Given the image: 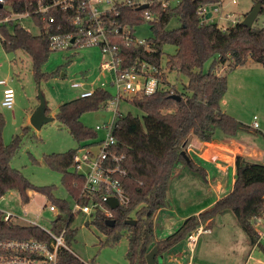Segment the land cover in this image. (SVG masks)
Masks as SVG:
<instances>
[{
  "label": "trees",
  "instance_id": "obj_1",
  "mask_svg": "<svg viewBox=\"0 0 264 264\" xmlns=\"http://www.w3.org/2000/svg\"><path fill=\"white\" fill-rule=\"evenodd\" d=\"M216 2L218 0H181L179 5L167 9L159 3L155 4L151 8L153 18L147 21L154 37L146 39V46L134 42L136 27L146 22L143 11L118 5L105 19L113 31L118 29V33L111 35V41L117 46L122 69L140 71L142 65L147 64L157 69L155 75L165 85H170L168 74L172 72L188 78L183 92L172 86V89L149 95L136 94L129 99L128 102L142 113L141 118L130 112L126 115L120 113L115 118L113 135L118 141L117 149L127 158L125 167L128 177L124 180V187L129 203L113 211L115 227H109L103 215L97 216L93 224L107 235L110 244L119 242L121 231L126 232L129 242L126 258L130 264H147L146 256L154 247L159 248L158 255L162 254L226 210L234 213L250 245L259 247L264 253L254 225L255 218L264 216V164L242 155L236 158L235 183L228 195L212 208L187 218L167 239L157 240L155 234L154 220L168 204V190L174 172L180 163H187L181 153L190 135H195L202 142H211L217 131L231 139L242 132L258 131L226 114L221 102L228 91L227 72L249 62L264 67V27L254 25L248 28L238 22L223 31L215 24H202L198 8ZM257 2L262 3L260 15H264V0H254V3ZM36 4L37 0H6L5 5H0V20L11 13L29 12L33 14L31 22L39 29V33L34 34L19 23H3L0 24V40L6 52L23 51L30 56L35 79L40 83L57 76L42 72L50 54L57 51L52 47L51 36L78 35L79 25L74 21L77 15L83 20L86 14L77 13L76 8L68 11L56 9L43 19L41 14L35 13ZM247 15L248 12L245 17ZM51 18L53 21H50ZM175 18L179 26L169 30L168 26ZM84 25L88 24L85 22ZM165 45L174 46L176 52L168 55L164 64ZM77 48L73 46L69 49ZM210 60L213 64L206 72L204 66ZM225 66V73H219L220 69H217ZM174 95L181 99H174ZM113 98L109 90L98 88L89 97H79L60 105L56 118L78 143H87L81 147L95 144L98 133L87 127L81 118L86 113L103 110ZM4 125L0 114V200L9 191L18 192L25 204L31 200L28 191L45 196L58 210L56 219L52 221L53 231L60 234L65 229V242L70 247L77 234V229L72 228L75 217L71 205L65 199L56 198L53 187L36 186L20 170L12 167L11 161L20 148L21 138L15 136L10 144H5L2 138ZM76 151L73 149L45 156L49 167L66 174L67 189L72 196V178L83 182L81 175L69 172L74 165ZM189 165L203 176V171L196 169L192 160ZM130 219L136 220L137 224L126 225L125 222ZM20 240H36L48 245L52 242L40 227L5 221L0 211V241ZM1 253L6 255L8 252ZM58 264L86 263L66 248H60Z\"/></svg>",
  "mask_w": 264,
  "mask_h": 264
},
{
  "label": "rangeland",
  "instance_id": "obj_2",
  "mask_svg": "<svg viewBox=\"0 0 264 264\" xmlns=\"http://www.w3.org/2000/svg\"><path fill=\"white\" fill-rule=\"evenodd\" d=\"M237 1V4H233L232 0H222L225 5L224 14L230 15V21H242L245 13H249L256 4L254 0ZM221 24L229 23L222 20ZM22 25L34 34L39 33V29L29 19L23 21ZM254 25L264 27V15H259ZM178 26L179 21L175 18L170 22L168 29H175ZM10 30L12 31L11 27ZM135 36L138 40H146L154 37V33L146 21L136 27ZM175 52L174 46L165 45L163 63L165 64L168 55H173ZM109 60V55L94 46L53 51L43 65L42 72L57 76L38 83L33 73L30 56L23 51L6 52L0 40V80H5L7 83L0 85V114L5 121L2 138L5 144H10L15 136L21 138L20 148L13 157L11 165L20 170L32 184L53 187L54 196L67 200L72 209L75 201L80 198L82 181L72 178L73 198L67 189L66 174L49 167L45 162V156L66 153L73 149L85 152L86 148L81 145L87 143H78L56 116L60 105L81 97L83 92L105 88L115 96L116 90L112 86L113 74L101 67L102 63ZM212 64L213 60L207 62L204 71L208 72ZM219 69V73H225L226 66L217 70ZM226 75L228 91L224 98L228 100V104L224 105L223 111L247 125L251 122L253 124L255 116L258 118L257 121L263 132L253 131L244 134V137L257 145L260 144L263 150L260 163L264 164V67L249 62L246 66L227 72ZM74 83H82L83 87L75 88ZM168 83L183 92L188 78L183 74L172 72L168 74ZM8 87L15 91L13 109H8L2 104L4 90ZM39 90L46 99L48 115L53 120L37 130L32 126L30 118L39 105ZM115 111L116 107L109 105L107 110L84 114L81 120L87 127L95 130L97 125L112 122ZM118 111L124 115L130 112L134 116L142 117V113L127 100L120 101ZM97 133L98 139L104 138L105 134L102 131ZM217 134H221L220 131H217ZM90 148L96 150L97 146ZM75 171L74 167L69 169L70 173ZM87 171L86 166L79 169V173L82 174ZM28 195L31 200L25 204L18 192L9 191L0 200V211H11L18 216L27 212L30 220L36 221L47 230H53L52 221L56 219L57 211L49 210L51 202L45 196L32 191H28ZM214 198L200 175L190 170L179 174L177 168L167 196V202L171 205L169 211H174L171 217L173 219L168 224H162L160 220L155 219L156 235L165 238L175 233L182 224L181 218L190 216L201 207L205 209L210 207L209 204ZM94 219L81 213L76 214L72 228L77 229V234L69 245L72 253L86 264H130L126 258L129 249L126 232L121 231L120 241L110 244L107 242V235L93 224ZM211 222H213L212 226L207 227L210 233L200 236L193 253L188 247L186 248L184 240L179 242L181 244L179 252L183 254L182 250H184L185 253L184 258L179 261L180 264H187L190 257L195 264H264L263 251L259 247L253 248L250 245L232 211H224ZM261 244L264 246V240ZM166 253L165 255H168V252ZM156 261L163 263V255L157 256Z\"/></svg>",
  "mask_w": 264,
  "mask_h": 264
},
{
  "label": "built area",
  "instance_id": "obj_3",
  "mask_svg": "<svg viewBox=\"0 0 264 264\" xmlns=\"http://www.w3.org/2000/svg\"><path fill=\"white\" fill-rule=\"evenodd\" d=\"M181 0H37L36 14H41L43 19L51 11L60 9L63 11L76 8L77 13L86 14L84 19L77 15L74 23L79 25L78 35H52L51 44L55 50L69 49L76 46L78 48L84 46H94L109 55L110 60L102 63L101 67L105 71L113 74L114 80L112 86L116 90V94L109 105L116 107L115 116L112 122L97 125L96 132L102 131L105 136L98 139V142L88 146L85 152L78 149L73 158V167L76 173L82 176V189L80 198L75 201L72 214L75 217L77 213L85 216L96 218L103 215L107 220L114 219V214L110 206L107 204L108 199L115 198L119 202V207L129 203V196L124 187V180L128 177L125 167L126 155L118 151V141L113 135L115 118L120 114L118 107L121 100H129L136 94H153L163 89H172L171 85H165L155 74L158 72L155 67L142 65L141 70L122 69V61L118 57L117 46L112 44L111 35L118 33V29L113 31L105 22V19L116 10L118 5L139 8L148 5V8L141 10L144 12L146 21L153 18L151 8L155 4H160L164 9L179 5ZM6 0H0V5H5ZM77 3L78 6L75 4ZM233 4H237V0H232ZM225 5L222 0L216 3L203 5L198 8V15L202 24H215L223 31L234 26L241 21H230V15L224 14ZM116 14H118L116 12ZM33 14L11 13L10 16L0 20L3 23H19L23 24L26 19H31ZM86 20V21H85ZM228 21V25H222L221 21ZM50 21H53L51 18ZM85 22L88 24L85 26ZM23 26V25H22ZM264 26V25H263ZM23 28H25L23 26ZM73 41V42H72ZM136 45L146 46V40H138L135 38ZM0 85H7L5 80H0ZM73 87L81 88L82 83H74ZM93 91L83 92L81 97L91 96ZM15 101V91L8 87L4 90L3 106L13 109ZM109 105L103 110H107ZM258 118L253 119L252 127L259 129ZM92 146H97L93 150ZM82 166L88 168L87 173H79ZM84 202V203H83ZM118 207V208H119ZM50 211L58 210L55 206L49 207ZM3 219L5 221H15L18 223L37 226L43 229L52 239L50 245L36 240H20V241H0V264H58V251L60 248H66L71 251L65 242L66 230H62L60 234L54 233L53 230H47L40 226L36 221L28 218L27 212L18 216L11 211H3ZM255 230L259 236V242L263 239L264 233V216L254 219ZM204 233H210V229L203 225L194 230L186 239L187 247L193 253L199 238ZM1 252H8L6 255ZM72 252V251H71ZM12 253V255H11ZM15 253V255H13ZM22 254V255H17Z\"/></svg>",
  "mask_w": 264,
  "mask_h": 264
},
{
  "label": "crops",
  "instance_id": "obj_4",
  "mask_svg": "<svg viewBox=\"0 0 264 264\" xmlns=\"http://www.w3.org/2000/svg\"><path fill=\"white\" fill-rule=\"evenodd\" d=\"M226 103L228 104V100H225V98H223L221 102L222 110ZM249 126L252 127V122L251 124H249ZM260 127L261 126L259 125L258 131L263 132ZM244 134L247 133H239L238 136L233 139L226 138L222 134H216L211 142H202L195 135H190V137L184 144V151L190 158V162L191 160L193 161L194 167L203 171V176H201V179L203 180V182H205L206 187L210 188V192L214 195L215 198L209 204L211 205L210 207L206 209L204 207H201L190 214V216L181 218L182 224L187 218L195 215L197 216L203 211L212 208L220 199H222L232 191L235 183L236 158L238 155L245 156L255 162L261 161L260 159L263 157V150L260 144L257 145L255 144V142H251L246 137H244ZM177 168H179V174L182 171L186 170H190L196 173L188 163H180ZM169 207L171 208L170 204H168L166 208L160 210L155 219L160 220L162 224H168L173 219L171 217L172 213L174 212H170ZM212 223L213 222H209L206 227H211ZM262 230L264 233V229ZM169 236L162 238L156 235V238L157 240H165ZM263 240L264 236L263 239L260 240V243ZM184 243L187 248L186 239L184 240ZM180 250L181 244L179 243L178 245L176 244L167 251L160 254L164 257L163 263L180 264V259H183V256L185 255L184 250H182L183 254L182 252H179ZM166 252H168V255H165L167 254ZM187 264H195L192 261V257H190V259L187 261Z\"/></svg>",
  "mask_w": 264,
  "mask_h": 264
},
{
  "label": "water",
  "instance_id": "obj_5",
  "mask_svg": "<svg viewBox=\"0 0 264 264\" xmlns=\"http://www.w3.org/2000/svg\"><path fill=\"white\" fill-rule=\"evenodd\" d=\"M147 8H148V5H143V6L139 7L138 9L139 10H145ZM261 9H262V3L257 2L254 5V7L251 9V11L248 13V15L246 17H244V19L241 21V24L244 25L245 27H248V28L253 27L256 20L258 19V16L261 13ZM173 98L177 99V100L181 99V97L178 95H174ZM38 99H39V105L37 106V108L33 112L32 116L30 118V122H31L33 127H35L37 130H40L43 127V125L51 122L53 120V118L47 114V108H48L47 102H46V99L40 90L38 92ZM181 154L185 158L186 162L188 164H190V158L188 157L187 153L185 151H182ZM107 204L110 206V208L112 210H116L119 207V202L115 198L108 199ZM106 224L109 227H115L116 221L113 219L107 220ZM125 224L126 225H136L137 221L130 219V220H127L125 222ZM158 253H159V248L154 247L146 256L147 264H157L156 258L158 256Z\"/></svg>",
  "mask_w": 264,
  "mask_h": 264
}]
</instances>
